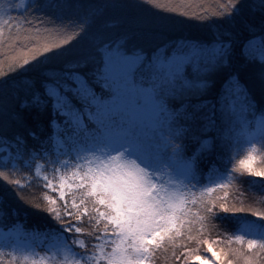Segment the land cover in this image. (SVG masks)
<instances>
[{
	"label": "snow or ice",
	"instance_id": "1",
	"mask_svg": "<svg viewBox=\"0 0 264 264\" xmlns=\"http://www.w3.org/2000/svg\"><path fill=\"white\" fill-rule=\"evenodd\" d=\"M144 5L229 19L186 35ZM32 7L0 0V42L19 52L0 79L84 43L0 87V181L43 214L22 223L0 193V264H264V223L216 222L264 218V193L241 191L264 179V0H84L62 23Z\"/></svg>",
	"mask_w": 264,
	"mask_h": 264
},
{
	"label": "trees",
	"instance_id": "2",
	"mask_svg": "<svg viewBox=\"0 0 264 264\" xmlns=\"http://www.w3.org/2000/svg\"><path fill=\"white\" fill-rule=\"evenodd\" d=\"M29 0L26 2V4ZM84 0H31V3L34 5L32 7V13L38 18H47L51 22L62 23L70 19H75L78 17L77 4L83 3ZM163 3H170L172 6H177L183 4L181 10L193 12L199 11L198 5H203L208 9L209 12L214 11V5L216 0H161ZM143 10H146V14L154 17H163L165 22L169 24L173 30L177 32H183L184 34H199L201 32L207 31L213 24L224 25L228 22V17L212 18L209 21H197L186 17H180L174 13H162L154 9L148 8L147 5L142 6ZM84 43L83 33L76 38V40L71 44V46H64L63 50H52L50 55L46 54L43 58H37L36 60L30 62L29 65H26L24 68L18 70L17 72L10 73L4 79H0V87L11 84L13 81L18 80L22 76L31 75L32 71L43 64L55 62L62 57L77 51L82 44ZM10 45L8 41L0 42V67H3L5 71L8 70L7 64L9 58L15 55H18L17 51H9ZM22 52V50H20ZM244 149L240 151V155H243ZM235 159H239V152ZM232 163V158L229 157L227 161L222 165L221 172H210L206 176L199 179L200 185H205L207 187L211 186L213 182H220L227 173V170H230ZM209 175V176H207ZM237 175H240L237 173ZM248 189V195L255 196L261 193H264V179L261 178H245L243 181V187ZM0 193H5L9 200L20 209H27L28 215L21 213L22 223H35L31 217H41L43 214L34 208H28L27 205H24L22 202L17 200L15 192L0 181ZM209 195L222 196L223 193L217 192L215 189L213 193ZM244 221L255 222L256 224L264 223V218H259L252 216L251 213H217L216 222L217 224L224 228L225 230L232 231L238 228L243 224ZM161 264H164V257L161 255Z\"/></svg>",
	"mask_w": 264,
	"mask_h": 264
},
{
	"label": "rangeland",
	"instance_id": "3",
	"mask_svg": "<svg viewBox=\"0 0 264 264\" xmlns=\"http://www.w3.org/2000/svg\"><path fill=\"white\" fill-rule=\"evenodd\" d=\"M28 0H25V3L27 2ZM243 224H256L255 222H247V221H244ZM242 224V225H243Z\"/></svg>",
	"mask_w": 264,
	"mask_h": 264
}]
</instances>
